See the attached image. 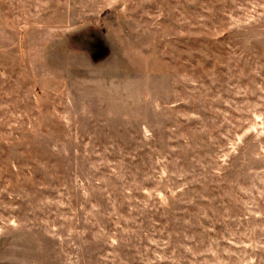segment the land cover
I'll return each instance as SVG.
<instances>
[{
	"label": "rangeland",
	"instance_id": "rangeland-1",
	"mask_svg": "<svg viewBox=\"0 0 264 264\" xmlns=\"http://www.w3.org/2000/svg\"><path fill=\"white\" fill-rule=\"evenodd\" d=\"M0 264H264V0H0Z\"/></svg>",
	"mask_w": 264,
	"mask_h": 264
}]
</instances>
